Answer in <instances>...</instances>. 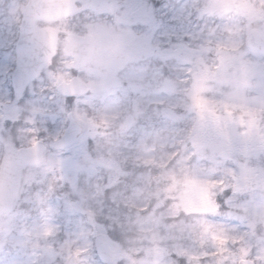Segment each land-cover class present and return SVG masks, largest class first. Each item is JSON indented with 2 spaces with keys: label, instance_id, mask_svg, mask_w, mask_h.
<instances>
[{
  "label": "rangeland",
  "instance_id": "1",
  "mask_svg": "<svg viewBox=\"0 0 264 264\" xmlns=\"http://www.w3.org/2000/svg\"><path fill=\"white\" fill-rule=\"evenodd\" d=\"M163 3L156 28L164 35L104 76L88 71L81 100L64 103L51 91L55 99L42 93L31 106L8 107L20 134L1 129L0 156L6 140L56 137L69 113L85 132L23 172L1 220L0 262L102 264L92 253L96 232L113 234L118 264H227L245 252L233 232L251 213L264 220V71L241 41L264 22V0ZM66 75L51 72V81Z\"/></svg>",
  "mask_w": 264,
  "mask_h": 264
},
{
  "label": "flooded vegetation",
  "instance_id": "2",
  "mask_svg": "<svg viewBox=\"0 0 264 264\" xmlns=\"http://www.w3.org/2000/svg\"><path fill=\"white\" fill-rule=\"evenodd\" d=\"M163 2L165 0H0V132L5 128V121L1 120L7 114L5 112H9L8 116H11L5 117L6 121H11L8 127L14 128L15 121L8 107L20 104L31 106L37 96H48L44 92V86L51 81V72L65 71L67 74L55 83L52 80V86L49 87L56 92V96L63 99L64 96L58 92V86L62 83L76 78L89 91L86 78L88 71L96 70L99 75L104 76L112 71L109 67L111 62L118 67L126 64L118 60H129L133 55L143 56L144 49L149 47V41L159 39V34H162L156 27L162 24ZM102 14H111L112 20L103 19ZM133 17L140 20L139 27L134 29L135 33L122 27ZM263 28L264 22L258 29ZM72 35L79 39L70 47L69 38ZM241 44L242 48H247L251 54L260 58L255 62L254 68L264 71V51L252 49L247 38ZM71 50L83 54L91 51L92 55L89 61L75 69L72 67L73 58L69 55ZM155 51L158 52L156 49ZM34 58L48 60L34 77L24 79L21 91H16L20 84L19 78L14 83L19 60ZM243 66L246 67L245 73L249 65ZM41 77L44 78L41 81L44 83L40 82L38 86V82L33 84V81H39ZM75 98L72 103L81 100L80 96ZM9 132L19 135L17 130L10 129ZM29 134L30 132L27 133ZM34 138L35 135L33 139L22 143L29 145ZM5 144L21 145L16 141L6 140L1 144L2 150ZM243 213L248 212L241 211ZM250 216L252 218L236 227L233 232L238 238L236 249L245 252L237 259L226 260L227 264H264V220L252 213Z\"/></svg>",
  "mask_w": 264,
  "mask_h": 264
},
{
  "label": "water",
  "instance_id": "3",
  "mask_svg": "<svg viewBox=\"0 0 264 264\" xmlns=\"http://www.w3.org/2000/svg\"><path fill=\"white\" fill-rule=\"evenodd\" d=\"M250 41H262L261 38L257 37L256 33H252V38ZM75 54V53H74ZM73 54V55H74ZM77 60V57H74ZM61 91L64 93L79 92L80 89L77 84L70 83L65 84L60 87ZM79 89V90H78ZM83 91V90H82ZM81 132V127L76 123H72L67 129L65 135L62 138V141L67 140L70 136H76ZM41 149L40 144L35 145L31 149L20 150V151H6V159L4 162V167L0 174V214L6 211L9 208V200H11L16 194L19 186V172L15 168H21L26 163L27 164H37L40 162ZM6 180L12 182L11 185L5 183ZM10 188V191L13 193H8L9 196L4 195L5 189ZM3 195V196H2ZM104 236L100 235L97 238V251L99 252L100 258L104 262L113 261L116 259V256H113V253L108 248V243L104 241Z\"/></svg>",
  "mask_w": 264,
  "mask_h": 264
},
{
  "label": "snow or ice",
  "instance_id": "4",
  "mask_svg": "<svg viewBox=\"0 0 264 264\" xmlns=\"http://www.w3.org/2000/svg\"><path fill=\"white\" fill-rule=\"evenodd\" d=\"M102 18L109 20V21L112 20L111 14H102ZM139 25H140V20L133 17V18L129 19V21L126 25H122V27H126L128 31L135 33L134 29L138 28ZM183 43L189 44L190 43V37H188V36L183 37ZM41 79H43V77H41ZM37 82L38 81H33V84H35ZM44 92L49 93V95L46 96V98L55 99V97L52 96V94H51V89L47 85L44 86ZM75 99H76L75 96L67 95V96H64L63 101H64V103H72L73 101H75ZM46 120H47V117L44 119V121H46ZM10 122L11 121H5V127H7ZM15 123L17 126H19L21 121L17 120V121H15ZM229 195H230L229 190L225 189V191L223 193L219 194L216 197V199H217V212H219V209L221 207L225 206L224 204L221 203V201L224 200Z\"/></svg>",
  "mask_w": 264,
  "mask_h": 264
}]
</instances>
